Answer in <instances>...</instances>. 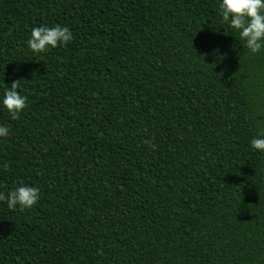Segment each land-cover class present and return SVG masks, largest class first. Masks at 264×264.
Returning <instances> with one entry per match:
<instances>
[{"label":"trees","instance_id":"trees-1","mask_svg":"<svg viewBox=\"0 0 264 264\" xmlns=\"http://www.w3.org/2000/svg\"><path fill=\"white\" fill-rule=\"evenodd\" d=\"M220 3L0 0V193L40 189L0 201V264H264V49Z\"/></svg>","mask_w":264,"mask_h":264},{"label":"clouds","instance_id":"clouds-1","mask_svg":"<svg viewBox=\"0 0 264 264\" xmlns=\"http://www.w3.org/2000/svg\"><path fill=\"white\" fill-rule=\"evenodd\" d=\"M223 21L230 22V27L239 33L245 48L255 54L264 49V0H222L219 5ZM73 39V33L67 26L59 24L34 27L31 30L28 46L34 53L45 52L48 46L52 48L66 46ZM20 81H13L5 90L2 103L11 114L13 120L20 118V113L27 107V96H22L17 90ZM9 129L0 125V137H6ZM150 148H155L151 141H146ZM253 149L264 151V130L251 140ZM40 199V189L36 186L21 185L7 196L0 193V201H6L8 208L15 210L31 209Z\"/></svg>","mask_w":264,"mask_h":264}]
</instances>
